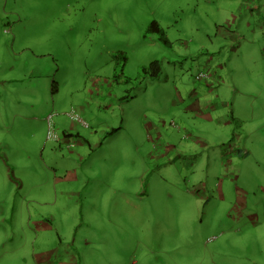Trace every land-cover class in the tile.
Instances as JSON below:
<instances>
[{
    "label": "rangeland",
    "instance_id": "obj_1",
    "mask_svg": "<svg viewBox=\"0 0 264 264\" xmlns=\"http://www.w3.org/2000/svg\"><path fill=\"white\" fill-rule=\"evenodd\" d=\"M66 250L264 264V0H0V264Z\"/></svg>",
    "mask_w": 264,
    "mask_h": 264
},
{
    "label": "trees",
    "instance_id": "obj_2",
    "mask_svg": "<svg viewBox=\"0 0 264 264\" xmlns=\"http://www.w3.org/2000/svg\"><path fill=\"white\" fill-rule=\"evenodd\" d=\"M150 27H152V30H157V25L155 23H153ZM160 40H162V38ZM163 42L165 43V41ZM160 71H161V65L159 61H152L147 66L141 69V72L144 75L146 74L149 78L152 79H156L159 76Z\"/></svg>",
    "mask_w": 264,
    "mask_h": 264
},
{
    "label": "crops",
    "instance_id": "obj_3",
    "mask_svg": "<svg viewBox=\"0 0 264 264\" xmlns=\"http://www.w3.org/2000/svg\"><path fill=\"white\" fill-rule=\"evenodd\" d=\"M231 120H232V118H231ZM86 143V142H85ZM69 174H70V176L69 177H67V176H62V177H57V181H59V182H63V181H66L67 179H73L74 177H72V174H71V172H69ZM73 203H76L77 205H78V203L75 201V202H73ZM65 260L63 261V263H61V264H67L66 262H68V263H70V264H72L71 262H73L74 261V254H72L71 256L69 255H67V250H66V252H65Z\"/></svg>",
    "mask_w": 264,
    "mask_h": 264
},
{
    "label": "built area",
    "instance_id": "obj_4",
    "mask_svg": "<svg viewBox=\"0 0 264 264\" xmlns=\"http://www.w3.org/2000/svg\"><path fill=\"white\" fill-rule=\"evenodd\" d=\"M205 76L202 74L199 77H197V79H201L204 78ZM55 132L53 131V126L51 125L50 120L48 121V131H47V137H50L52 135H54ZM55 138H56V134H55Z\"/></svg>",
    "mask_w": 264,
    "mask_h": 264
}]
</instances>
